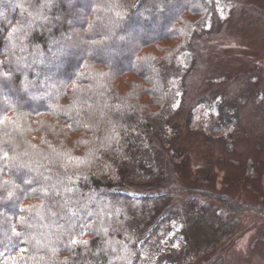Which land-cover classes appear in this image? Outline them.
Returning <instances> with one entry per match:
<instances>
[{
    "label": "trees",
    "instance_id": "1",
    "mask_svg": "<svg viewBox=\"0 0 264 264\" xmlns=\"http://www.w3.org/2000/svg\"><path fill=\"white\" fill-rule=\"evenodd\" d=\"M184 1L0 0V264H152L175 238L215 241L216 215L178 220L160 190L191 38L229 9Z\"/></svg>",
    "mask_w": 264,
    "mask_h": 264
},
{
    "label": "rangeland",
    "instance_id": "2",
    "mask_svg": "<svg viewBox=\"0 0 264 264\" xmlns=\"http://www.w3.org/2000/svg\"><path fill=\"white\" fill-rule=\"evenodd\" d=\"M228 2L191 38L160 189L174 197L178 220L192 210L216 215L205 234L215 241L181 247L175 238L174 254L165 245L152 264H264V0ZM184 233L203 235L187 223Z\"/></svg>",
    "mask_w": 264,
    "mask_h": 264
}]
</instances>
